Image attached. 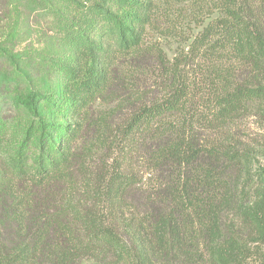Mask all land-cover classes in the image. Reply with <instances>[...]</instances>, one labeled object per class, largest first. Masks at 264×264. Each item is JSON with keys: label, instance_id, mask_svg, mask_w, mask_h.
Returning a JSON list of instances; mask_svg holds the SVG:
<instances>
[{"label": "trees", "instance_id": "16d2710c", "mask_svg": "<svg viewBox=\"0 0 264 264\" xmlns=\"http://www.w3.org/2000/svg\"><path fill=\"white\" fill-rule=\"evenodd\" d=\"M229 2V21L214 39L208 29L186 55L169 63L152 54L154 64H147L150 0H66L76 12L62 23V38L76 56L56 66L61 93L20 98L16 84L0 92L1 171L31 186L25 195L12 193L11 208L3 206L0 230L12 236H0V264H243L250 249L223 220L230 211L264 244V167L256 175L260 192L245 199L249 192L238 189L232 170L239 163L249 173L247 158L197 130L223 133L252 107L264 120V30ZM118 57L137 71L157 70L161 94L129 114L119 158L93 177L74 166L72 144ZM200 58L211 69L197 80L190 70ZM227 60L249 75L214 67ZM5 98L34 118L45 100L53 120L44 114L24 125L9 122L1 113ZM61 118L67 122H54Z\"/></svg>", "mask_w": 264, "mask_h": 264}, {"label": "rangeland", "instance_id": "374dc122", "mask_svg": "<svg viewBox=\"0 0 264 264\" xmlns=\"http://www.w3.org/2000/svg\"><path fill=\"white\" fill-rule=\"evenodd\" d=\"M150 3L142 46L149 50V55L142 60L147 64H154L152 54L154 58L160 55L164 62L169 63L175 57L186 55L198 45L201 35L208 29L210 39H214L223 23L229 21L226 9L232 8L229 0H150ZM236 3L248 21L256 19L264 30V0H236ZM71 9L66 0H0V92L6 84H16L19 88L15 91H19L20 98L28 91H41L49 96L61 93L59 79L62 70L56 66L66 59L73 61L76 56L62 38V23L68 22L76 12ZM218 64L220 66H213L219 67L227 76L249 75L243 64L229 60ZM129 65V59H116L110 72L111 82L103 90V96L100 94L88 105L80 134L72 144L74 166L77 169L86 167L93 177L119 158L118 149L124 144L121 130L129 114L161 94L157 70L137 71ZM191 69L197 79L201 76L200 71L208 72L211 68L207 60L200 58ZM4 101L1 113L9 122L24 125L30 120L35 122L43 118L44 114L49 121L53 120L54 113L48 110L45 100L39 103V116L35 118L30 117L22 105L11 103L8 98ZM54 122L62 124L67 121L61 118ZM197 130L201 139L218 141L226 151L235 152L238 158H247L246 171L249 173L239 163L234 164L232 173L239 179L238 189L249 192L245 199H254L261 190L260 179L256 176L258 167H264V120L258 110L252 107L238 116L223 133L205 130L202 126ZM1 164L0 219L3 220V206L11 208L12 201H15L10 198L12 193L25 195L31 186L8 173L2 174ZM6 191L10 192L8 197L5 196ZM27 210L23 209L22 214H27ZM223 220L234 227L250 249L243 264H264V244L254 240V229L244 225L242 217L232 211L227 212ZM7 225L6 228L9 227ZM2 229L0 236L11 238L12 232Z\"/></svg>", "mask_w": 264, "mask_h": 264}]
</instances>
